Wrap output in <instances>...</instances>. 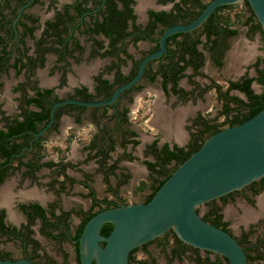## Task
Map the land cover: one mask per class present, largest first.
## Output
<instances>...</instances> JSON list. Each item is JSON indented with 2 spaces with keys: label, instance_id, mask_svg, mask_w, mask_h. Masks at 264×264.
<instances>
[{
  "label": "flooded vegetation",
  "instance_id": "flooded-vegetation-1",
  "mask_svg": "<svg viewBox=\"0 0 264 264\" xmlns=\"http://www.w3.org/2000/svg\"><path fill=\"white\" fill-rule=\"evenodd\" d=\"M209 1L126 0L124 8L121 0H0V134L6 136H0V259L79 264L74 231L88 213L110 206V199L95 195L99 203L92 205L88 187L92 189L94 170L114 196L111 178L125 183L131 175L128 163L135 157L149 175L144 161L153 162L154 151L164 144L186 152L202 140L207 126H228L221 113L225 100L219 96L247 101L245 93L230 83L252 78L249 88L261 92L256 78L264 66V34L253 28L258 23L255 17L243 23L250 16L243 1L216 6L197 27L167 35L163 52L148 60L137 81L112 103H62L54 108L49 122L50 109L59 101L109 98L136 74L141 60L159 48L164 29L189 23L196 17L192 18V12ZM114 10L124 11L119 27L114 25ZM163 73L167 76L164 87ZM211 90L218 105L214 116L205 115L208 106L201 104ZM227 105L234 109L230 116L237 112L235 100ZM139 108H144V133L133 123ZM45 113L43 120L35 119V114ZM86 127L88 137L83 135ZM68 130L77 133L75 158L69 157L67 144L54 147V155L46 154L50 137H61L65 143L73 140ZM141 134L148 138L138 157L134 151ZM88 161L92 171L86 169ZM173 164L170 160L169 165ZM75 184L86 189L87 201H66ZM228 202L242 205L243 216L225 215L223 207ZM202 205L206 208L201 214L197 209L200 216L218 208L224 230L254 257L248 264H263L264 176ZM162 235L147 245L161 239L154 246L163 264H180L184 257L191 264L224 262L222 256L197 248L176 256L172 240L161 250ZM147 245L134 250H141L146 258L132 255L142 264H155L158 261L149 255Z\"/></svg>",
  "mask_w": 264,
  "mask_h": 264
},
{
  "label": "water",
  "instance_id": "water-1",
  "mask_svg": "<svg viewBox=\"0 0 264 264\" xmlns=\"http://www.w3.org/2000/svg\"><path fill=\"white\" fill-rule=\"evenodd\" d=\"M246 1L264 31V0H211L186 24H174L162 31L159 48L145 56L136 74L114 89L107 99L62 103L99 106L112 103L119 92L137 81L145 63L159 56L167 35L197 27L219 5ZM264 176V103L248 119L225 126L206 137L199 147L178 164L146 202L120 204L94 213L78 236L79 264H129V251L171 229L188 246L224 257L227 264H248L245 252L226 230L202 219L197 208ZM112 223L106 235L100 226ZM100 242L103 245H100ZM0 264H32L28 259H0Z\"/></svg>",
  "mask_w": 264,
  "mask_h": 264
},
{
  "label": "trees",
  "instance_id": "trees-1",
  "mask_svg": "<svg viewBox=\"0 0 264 264\" xmlns=\"http://www.w3.org/2000/svg\"><path fill=\"white\" fill-rule=\"evenodd\" d=\"M123 3L124 8L126 7V0H121ZM183 3L186 2V0H182ZM205 4H202L201 7L192 12V18H194L195 16H197L201 9L204 7ZM244 5L246 6V9L250 12V16H248L246 19H244L243 23L246 24L247 21L250 20L251 16L254 17L248 3L246 1H244ZM114 20H115V26L119 27V25H122L123 19L125 18L124 16V11H119V10H114ZM103 24V23H102ZM100 26H103V25ZM253 28H258L259 30L262 31V33L264 34V31L261 29L260 25L258 23H256L255 25H253ZM230 33H233V30L229 31ZM105 34H109V31L106 30ZM174 35L170 36V38L174 37ZM68 52V51H66ZM264 63V60H263ZM175 65V64H174ZM167 80V76H165V74L163 73V81H162V86H165ZM252 80V78H247L244 77L240 83H230V86L233 88H237L241 91H243L247 97V101L246 102H242L240 99L234 98L233 96H228L226 94L223 95V97L219 96L220 98H224V102H223V106H222V110L221 113L225 116V120L227 122V125H234L237 123H240L246 119H248L249 117H251L252 115H254L263 105L264 103V66L262 69L258 70L257 72V78L256 81L258 83H260L262 85V89L260 93H253L251 91V89L249 88V83ZM216 90L219 92V86L216 85ZM229 100H235L238 108H237V112L233 115H229V113L234 110L232 107L228 106L227 103ZM239 109H242V111H240ZM47 117V113L45 114H35V119H39V120H43L44 118ZM29 121V126L32 125V121ZM220 129V127H216L215 125H209L207 126L205 129L202 130V132H206L205 136L202 138V140L198 143H194V146H192V148L186 152H182L181 149H168V146L166 144H164L160 149H157L154 151V161L150 162V161H144L148 171H149V175H148V181H144L141 180L138 185L136 186L135 189L137 190H141L144 187L148 188V192L145 194V199L142 202H146L148 201L151 196L153 195V193L156 191V189L161 185V183L169 176V174L171 173V171L178 165L180 164L186 157H188V155L190 153H192L193 151H195L199 145L201 144V142L208 137L209 135H211L212 133L218 131ZM14 130H10L9 133H13ZM0 136H3L2 139H4L6 136L4 134H0ZM1 145L3 146L4 144L1 143ZM4 147V146H3ZM12 147H16L19 148L18 145H12ZM8 150L3 149V152L6 153ZM170 160L174 161L173 165H169L170 164ZM70 182H74L73 180H70ZM106 182V179H105ZM89 191H88V196L91 197L92 200V205H96L97 202L99 203V201H96L95 197H94V193L92 191V189H90L88 187ZM114 197H116V194H114ZM102 202V201H100ZM121 204H125V202L121 201ZM107 204L109 205H105L104 208L98 207L96 210H94L93 212L88 213L83 220L81 221V223L79 224V226L77 227V229L74 231L73 234V239H74V249L75 252L77 254V259H78V236L81 233V230L85 224V222L97 211L102 210V209H106L109 207H115L120 205V203L118 202H114L112 200L107 201ZM218 208L217 207H213L211 208L209 211H207L204 215H202V219H204L205 221H208L209 223L217 226V227H221L222 229H224V223L220 222V214L217 212ZM112 227V223L110 222H105L100 226L99 229V233L101 235H106L109 230ZM163 243L160 245L161 246V250H164V247L166 246V244L169 242V240H172L174 246L172 247L171 251L172 254L176 255V256H180L181 253H183L184 251L188 250V249H192V250H196L193 247H190L188 245H186L185 243H182L174 234V232L171 229L166 230L163 233ZM149 243V241L143 243L142 245H140V248H145V246ZM138 248V246L132 248L129 251L128 254V263L130 262H136V264H142L143 262L141 260H135L132 253L134 252V250H136ZM246 259L250 260L254 257L246 254ZM197 260H199V258H197ZM224 262L221 261H217L215 263H211V264H227L226 259L223 257ZM91 264H94V262H92ZM210 264V263H209Z\"/></svg>",
  "mask_w": 264,
  "mask_h": 264
},
{
  "label": "rangeland",
  "instance_id": "rangeland-1",
  "mask_svg": "<svg viewBox=\"0 0 264 264\" xmlns=\"http://www.w3.org/2000/svg\"><path fill=\"white\" fill-rule=\"evenodd\" d=\"M258 48L259 53H261V46L256 47ZM243 59L246 58V55L244 53V50L241 51ZM243 66H245V63L243 64ZM242 66V67H243ZM141 102V100L139 101ZM136 104V103H135ZM143 104V103H142ZM201 104L207 105L208 106V111H206L205 115H209V116H214L216 115V110L218 109V105L216 104L215 100H213V91L211 90L209 93L205 94L204 99L202 98V102ZM138 106V105H137ZM144 108H139V111L136 113L135 118L133 119V123H134V127L138 130L141 131V133H144L142 131L143 129H146L147 127L145 126V121H144V116H142ZM87 127L84 129V132H86V134H83L85 137L88 134L87 131ZM149 131H154L150 130ZM68 135H71L72 137V141L65 143L62 141L61 137H50L49 141H48V145L45 149L46 154H53V148L54 147H58V148H63V146L65 144H67V153L69 154V157L75 158V155L77 152V150H79L78 148V144L75 142V137L77 135V133L75 132V130H68ZM88 137V136H87ZM147 136H145L144 134L139 135V143L135 146V150L134 151V155L136 156H140V149L142 144L147 140ZM129 169H130V177L128 178V180L125 183H117L115 182V179L113 180L111 178L110 180V185L112 187V190L116 191V197L113 196L112 192L106 189V184L100 179V175L97 174V172L94 170V179L91 180V188L94 191V195L95 197H97L98 199H110L114 202H120L123 201L125 203H134V202H142L143 198L145 197V194L148 192V188L144 187L141 190H137L135 189L136 186L138 185V183L141 180L144 181H148V174L146 173L145 169H144V165L141 163V161L137 160V158L135 157L133 160H131L128 163ZM92 161H88L86 163V169H88L89 171H92ZM87 197H86V189L82 186H79L77 184L73 185V187L67 192V196H66V201L68 202H74L77 204L83 203L85 201H87ZM239 199L237 198V201ZM214 203H218V201L214 202ZM206 208V205H200L197 209L198 212L201 214ZM243 210L242 209V205H237L236 202H228L226 204H224L223 207V212H225V215L229 214L232 216V218L235 217H241L243 216ZM234 224V223H233ZM236 225H233V227H235ZM161 242V239H157L155 242L147 245V250L149 251V255L154 257L158 262H156L155 264H163V257L162 255H160V252L158 251V249L155 248L154 244L155 243H159ZM70 247L71 245L68 243L66 245V248L68 249V251L70 252ZM134 257L135 258H139V259H143L146 258V256L144 255V253L141 250H137L136 252H134ZM180 264H191L189 258L184 257L180 262ZM72 264V263H70ZM130 264H134V263H130ZM253 264V263H251ZM264 264V261H263Z\"/></svg>",
  "mask_w": 264,
  "mask_h": 264
}]
</instances>
